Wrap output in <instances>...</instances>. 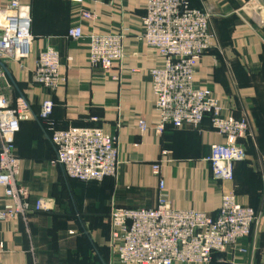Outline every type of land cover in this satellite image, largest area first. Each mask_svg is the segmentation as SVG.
I'll use <instances>...</instances> for the list:
<instances>
[{"label": "crops", "instance_id": "crops-1", "mask_svg": "<svg viewBox=\"0 0 264 264\" xmlns=\"http://www.w3.org/2000/svg\"><path fill=\"white\" fill-rule=\"evenodd\" d=\"M9 0H0L4 6ZM210 14L213 47L194 70V83L207 87L224 117L244 119L248 134L239 139L245 157L235 163L232 181L216 179L207 160L210 145L224 143L208 118L199 128L167 125L158 132L151 71L164 59L141 38L146 0H27L31 15L29 56L6 65L0 92L23 96L31 117L14 134L19 158L17 185L45 207L29 214L0 217V264H117L109 247L113 206L153 208L159 180L174 209L216 216L221 197L232 192L252 207L257 222L240 241L245 252L227 248L208 264H264V21L246 11L245 0H188ZM90 15L89 18L84 14ZM80 26L83 38L67 32ZM122 34L124 57L105 71L89 64L88 35ZM57 51L65 82L50 92L32 80L38 53ZM54 103L49 120L37 117L41 102ZM143 120L142 131L138 122ZM98 127L116 137L118 168L102 181L78 182L56 163L49 127ZM1 146V140H0ZM160 164L159 172L153 171ZM8 200L0 188V212ZM181 264V263H173Z\"/></svg>", "mask_w": 264, "mask_h": 264}, {"label": "built area", "instance_id": "built-area-1", "mask_svg": "<svg viewBox=\"0 0 264 264\" xmlns=\"http://www.w3.org/2000/svg\"><path fill=\"white\" fill-rule=\"evenodd\" d=\"M27 0H9L0 6V81L6 80V65L29 56L33 43L31 15ZM84 17L90 15L85 13ZM210 14L192 8L188 0H146L141 18L140 38L163 57L161 68L151 71L154 106L159 115L156 125L163 132L167 125L199 128L208 118L211 127L226 139L210 145L207 160L216 179L232 181L234 164L245 157L238 142L248 134L244 119L224 117L211 89L194 83V70L203 53L213 47L209 29ZM264 21V17H263ZM67 36L84 37L80 26L71 27ZM89 64L105 71L124 57L122 34L88 35ZM57 51L47 46L35 60L32 80L50 92L65 82L60 74ZM50 98L40 104L37 117L47 121L53 113ZM31 117L23 96L12 100L0 92V188L8 203L0 217L29 214L45 207L43 199L28 200L27 191L17 185L19 158L14 152V134L20 121ZM144 131L146 123L138 122ZM56 163L70 179L81 182L102 181L114 176L118 168L116 137L98 127H49ZM158 173L160 164L153 165ZM257 213L243 205L232 193H224L216 216L194 209H174L159 180L157 204L153 208L113 206L109 213L108 244L117 264H208L213 253L227 248L245 252L240 241L247 238L257 222ZM1 253V251H0ZM234 264V263H233Z\"/></svg>", "mask_w": 264, "mask_h": 264}, {"label": "rangeland", "instance_id": "rangeland-1", "mask_svg": "<svg viewBox=\"0 0 264 264\" xmlns=\"http://www.w3.org/2000/svg\"><path fill=\"white\" fill-rule=\"evenodd\" d=\"M246 11L250 14H256L258 16H263L264 3L259 0H245Z\"/></svg>", "mask_w": 264, "mask_h": 264}, {"label": "water", "instance_id": "water-1", "mask_svg": "<svg viewBox=\"0 0 264 264\" xmlns=\"http://www.w3.org/2000/svg\"><path fill=\"white\" fill-rule=\"evenodd\" d=\"M259 1H261V2H263V3H264V0H259ZM263 16H264V10H263Z\"/></svg>", "mask_w": 264, "mask_h": 264}, {"label": "trees", "instance_id": "trees-1", "mask_svg": "<svg viewBox=\"0 0 264 264\" xmlns=\"http://www.w3.org/2000/svg\"><path fill=\"white\" fill-rule=\"evenodd\" d=\"M239 162V161H238ZM237 163V162H236ZM235 165V164H234ZM77 181V180H76ZM78 182H81V181H78Z\"/></svg>", "mask_w": 264, "mask_h": 264}]
</instances>
